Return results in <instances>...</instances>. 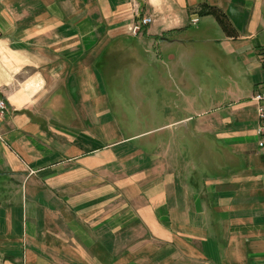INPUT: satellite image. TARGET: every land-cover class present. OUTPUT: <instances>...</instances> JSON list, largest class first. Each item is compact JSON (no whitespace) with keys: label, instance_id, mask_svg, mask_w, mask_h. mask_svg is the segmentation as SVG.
<instances>
[{"label":"crops","instance_id":"obj_1","mask_svg":"<svg viewBox=\"0 0 264 264\" xmlns=\"http://www.w3.org/2000/svg\"><path fill=\"white\" fill-rule=\"evenodd\" d=\"M139 43L168 121L108 132L102 60ZM263 48L264 0H0V264H264Z\"/></svg>","mask_w":264,"mask_h":264},{"label":"rangeland","instance_id":"obj_2","mask_svg":"<svg viewBox=\"0 0 264 264\" xmlns=\"http://www.w3.org/2000/svg\"><path fill=\"white\" fill-rule=\"evenodd\" d=\"M215 47L219 48L215 42L197 41L190 44L189 49L203 51ZM136 49L138 50L136 56L128 52L114 53L102 60L99 69L103 83L101 88L111 106V117L114 120L113 127L109 125L108 132L116 126L126 135L136 134L146 129L157 128L168 121L163 118L164 115H161L165 106L156 103L165 95L161 77H165L163 71L166 56L163 51H157L151 44L139 43L136 44ZM206 56V54L197 55L195 59L200 61L197 72L187 73L189 80L187 90L192 96H201L200 88L205 89L206 95L211 89L212 74L213 78L216 75L211 71L212 61ZM193 58L194 56L188 59L193 60ZM155 66L160 68V74L155 70ZM181 93L183 96L182 90Z\"/></svg>","mask_w":264,"mask_h":264},{"label":"built area","instance_id":"obj_3","mask_svg":"<svg viewBox=\"0 0 264 264\" xmlns=\"http://www.w3.org/2000/svg\"><path fill=\"white\" fill-rule=\"evenodd\" d=\"M152 20L149 17H142L141 22L137 24L132 32L136 34L139 32V30L142 28V25H148L151 24ZM199 18L195 17L192 19V23H198ZM262 58H264V48H263V54ZM251 101L256 103L257 105V115H258V124H257V133L260 136L258 143L260 146L264 147V87L260 90H256L254 92V95L250 98ZM6 100L4 98H0V119L4 118L8 113L9 110L6 106Z\"/></svg>","mask_w":264,"mask_h":264},{"label":"trees","instance_id":"obj_4","mask_svg":"<svg viewBox=\"0 0 264 264\" xmlns=\"http://www.w3.org/2000/svg\"><path fill=\"white\" fill-rule=\"evenodd\" d=\"M215 12V10H213ZM216 13V12H215Z\"/></svg>","mask_w":264,"mask_h":264}]
</instances>
